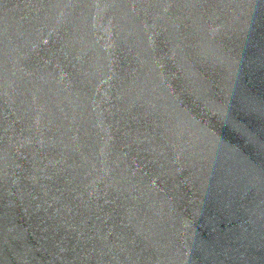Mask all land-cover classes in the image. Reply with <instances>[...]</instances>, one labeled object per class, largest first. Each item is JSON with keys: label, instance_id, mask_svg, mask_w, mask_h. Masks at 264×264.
Masks as SVG:
<instances>
[{"label": "water", "instance_id": "obj_1", "mask_svg": "<svg viewBox=\"0 0 264 264\" xmlns=\"http://www.w3.org/2000/svg\"><path fill=\"white\" fill-rule=\"evenodd\" d=\"M0 264H264V0H0Z\"/></svg>", "mask_w": 264, "mask_h": 264}]
</instances>
